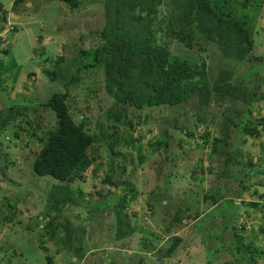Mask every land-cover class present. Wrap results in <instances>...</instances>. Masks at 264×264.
<instances>
[{
	"label": "trees",
	"instance_id": "obj_1",
	"mask_svg": "<svg viewBox=\"0 0 264 264\" xmlns=\"http://www.w3.org/2000/svg\"><path fill=\"white\" fill-rule=\"evenodd\" d=\"M24 1L27 0H13L11 5L15 9ZM59 1L69 4L72 8H79L81 3H86V0ZM100 1L104 10V23L96 33L98 38L92 45L80 50L79 56L84 55L85 61H70L76 69L69 79L62 81L61 88L42 89L41 86L40 90L48 91L44 100H25L21 103L22 98L19 100V96L12 97L15 103L0 109V134L7 133L12 124V128L16 129L13 132L16 138L21 136L19 131H22V137L28 134L36 139V150H31V155L23 154L30 174L56 180H49L50 183L53 182L52 189L56 192L51 190L42 194L44 205L37 215L39 220L45 222L41 234L47 238L44 242L40 237L38 243L45 259L48 263L52 261L51 255L47 253L46 241L49 239L54 245L61 243L62 248L73 254L76 259L83 258L84 264H94L86 263L87 257H83L84 247L76 249L71 245L75 239L64 212L67 210L71 217L78 218L79 208H86L91 201L89 197L86 200L87 195L82 192L80 183L86 180L89 172L102 171V165L107 163L103 176L104 181L109 183L107 188L110 190L112 186L122 185L125 192L111 208L112 211L108 210V215L112 212L115 217L112 243L116 249L118 245L124 247L130 240L129 236L139 230L146 242L136 247L141 252L138 262H143V255L146 253L156 252V264H176L173 261L180 260V251L183 252L189 246L194 230L203 225L210 231L211 225V229L217 230L223 237L226 236L225 233L231 234L234 264H257L260 258L264 260V249L260 244L256 245V240L264 239V221L259 225L260 234L263 236L255 232L252 239L246 234V219L251 217L248 210L243 219L239 220L243 207L264 208L258 201L248 204L242 199L245 191L264 183L259 179L260 174H253L255 169L263 167L264 158L260 157L255 161L250 151L242 154L243 146H240V141L244 142L248 137H259L264 152V114L256 116L259 111L264 110V54H254L253 39L255 11L262 0ZM17 27L15 23H11L7 10L0 2V53L9 51V47L5 46L9 42H6V39L10 35L14 37ZM4 30L7 31V38L2 35ZM204 51L208 52L209 64L203 57ZM196 55L197 58H194ZM82 69L85 72L97 70L101 73L103 93L97 96L99 101L105 99L109 102L108 108L98 113L99 121L107 114L112 123H119L118 111L127 112L130 108L140 110V113L150 108L162 113L167 109L178 110L187 106L183 117L187 125H178L176 119L172 120L177 124L172 128V132L166 128L162 129L163 136L160 140L155 139L150 144V147L163 157V163L159 165V162H155V165L164 178L171 176L176 163L186 159V145L190 146L192 135L196 130L200 132L198 135L201 142L197 141L192 146L197 150L207 148L206 154L210 158L207 160V167L198 161H191L184 168V173L194 178L198 171H212L224 177V184L217 194L218 202L215 206L210 204L211 198L197 200L191 188H166L158 194L148 192L146 204L141 205L143 208H149L150 220L155 226L148 220L142 221L141 224L133 220L124 207L139 195L136 184L130 182L131 175L138 165L135 163L138 158L131 149L124 153L117 148L119 128H104L103 124L96 128H86L87 119L81 110L76 111L70 104L69 84L81 81L78 73ZM44 76L52 83L57 79L58 73L55 69L45 70ZM28 78L29 84L35 86L30 73ZM85 86L89 92L90 83ZM24 87L30 88L28 84ZM89 102L90 98L84 100L85 105H89ZM42 112L53 113L52 128H47V123L43 124ZM72 113L78 114L77 122ZM157 115L155 112L144 117L137 114L134 122L130 119L131 115L126 122L135 128L147 119L158 121L161 116ZM107 129H113V132L106 135ZM230 134H233L231 140ZM14 136L10 135V139ZM104 136L113 142L104 140ZM184 140L189 144L184 145ZM25 144L29 145L28 141ZM136 148L141 151L140 146ZM1 154L0 169L11 170L20 167L9 153ZM213 161H216L215 170L212 169ZM240 164L248 171L240 167ZM191 168L193 169L190 170ZM1 171L0 175L3 177ZM30 188L33 191L39 189L37 184H31ZM23 193L27 195L28 191ZM256 193L262 195L255 187L251 194ZM98 194L101 195L102 192L98 191ZM30 195L33 200V193ZM206 196L208 197L204 194V197ZM238 199L242 201L240 204ZM175 200H178L180 205L175 206ZM203 202L207 211L200 214L196 209H199L200 203ZM192 207H195L194 211ZM166 208L174 213L171 216L169 213L162 214L161 211ZM3 209V206H0V218L4 215ZM181 211L182 216L178 215ZM186 217L192 219V224L189 232L181 236L176 233V229ZM102 218L99 212L97 222L93 226L102 227ZM216 220H220V223L216 224ZM144 225L147 229H142ZM156 226L160 227L161 235L155 233ZM62 228L66 231L60 236L61 240H58L56 234ZM166 235L167 247L159 252L162 250L159 241ZM116 253L114 255H118ZM3 255V258L0 256V264H9L8 261L3 262L6 257L4 253ZM133 259H136V256ZM211 259L203 260L202 264H212ZM75 262L71 261L70 264H76Z\"/></svg>",
	"mask_w": 264,
	"mask_h": 264
},
{
	"label": "rangeland",
	"instance_id": "obj_2",
	"mask_svg": "<svg viewBox=\"0 0 264 264\" xmlns=\"http://www.w3.org/2000/svg\"><path fill=\"white\" fill-rule=\"evenodd\" d=\"M12 1L0 0L3 8L7 10L11 23H15L18 26L14 32V37L12 38L10 35L6 39V42H9L5 46L9 47V51L5 54L0 53V109L15 103L12 97L19 96L17 99H23L20 100L21 103H24L25 100L31 102L44 100L47 97L48 91L44 92L40 90L41 86L42 89H46V87L50 89L59 88L62 85V81L69 79L73 72H75L76 66L70 63V61H85L84 55L79 56L80 50L96 42L98 38L96 33L104 23V10L100 0H86V3H81L79 8H72L69 4L59 0H27L19 4L15 8L16 10L11 5ZM78 1L82 2L83 0ZM255 13L254 54L258 56L264 54V0H262L261 5ZM5 35L7 34L5 33ZM203 54V57L206 58V63L209 64L208 52L204 51ZM60 58H63V60H60ZM194 58H197V55ZM54 69L58 73L57 81L53 80L52 83H49V80L47 81L44 76V71ZM28 73L34 79L35 86L29 84ZM78 74L81 77V81L69 84L70 104L73 108L77 109L76 111L81 110V113L87 119L85 127L96 128L100 124H103L104 128L116 126L119 128V138L116 143L117 148L124 153H127V150L131 149L135 151V156L138 158V161H135L138 165L131 175L130 182L136 184L139 189V195L137 199L130 200L124 207L131 214L133 220L137 221V224L148 220L152 226H155L150 220L149 208L147 206L141 207L142 204H146L148 192L158 194L165 191L166 188H191L197 200L201 201L204 198H211L210 201L212 202L210 204L215 206L218 202L217 194L224 184V177L218 176L212 171H205V173L198 171L194 178H190L187 173H184V168L191 161L193 163L198 161V163L200 162L207 167V160L210 159L206 154L207 148L205 150H197L192 146L197 141L201 142L198 135L200 132L196 130L192 135L190 146L186 145L188 150L186 159H182L179 163H176L171 176L164 178V176L159 174L160 170L155 165V162H159V165L162 164L163 157L161 158L159 153L150 147V144L155 139L156 141L160 140V137L163 136L162 129L166 128L169 132H172V128H175L177 124L187 125L183 121L187 106L185 108H178V110L167 109L162 113L159 112L160 110L151 108L140 113V110L130 108L127 112L118 111L120 115L119 123H112V120L107 118V114L99 121L98 113L108 108L109 102L105 99L99 101V97L97 96L103 93V87H101L100 83L102 79L101 73L97 70L85 72L82 69ZM86 82L91 85L89 92L85 89V84H88ZM27 84L30 86L29 89H25L24 87ZM11 90L12 93H10ZM35 92H40L41 94L36 95ZM87 98H90L89 105H85L84 103V100ZM80 100L82 101L81 103ZM151 112H155L159 117L161 116L160 119L158 121L147 119L140 125H136L135 128L126 122L131 115L130 119L134 122L137 114L144 117L148 116ZM263 114L264 110L259 111L257 115L253 113L256 116H262ZM72 115L77 122L78 114L72 113ZM218 116L220 117V115ZM88 119H91V121H88ZM174 119H176L177 124L172 121ZM42 121L43 124H48L47 128H52L54 125L53 113L42 112ZM213 129L214 126L212 125L211 130ZM7 130V133L0 134V152L9 153L10 157L20 164V167L11 170L0 169L3 175V177L0 175V206L4 208V215L0 218V256L3 258V253L6 255L3 262L8 261L9 264H70L71 261H76V264H82L83 258L76 259L73 254L66 252L65 248H62L61 243L57 246L49 239L46 241L48 247L47 253L51 255L52 261L48 263L45 259V254L38 245L40 237L44 242L47 238L41 234L42 226L45 222L41 219L39 220L37 215L44 205L42 194L51 190L56 192L52 189L53 182L56 180L51 177L42 178L34 174L32 175L26 168L23 154L31 155V150H36L38 145L36 139L28 134L22 137L24 134L22 131H19L21 136L16 138L13 133L16 129L15 127L12 128V124H10ZM109 132H113V129H107L106 135ZM10 135L16 139L14 137L10 139ZM230 135L229 139L231 140L233 134ZM103 139L113 142L107 136H104ZM126 139L129 141H126ZM186 140L189 141V139ZM15 141L16 143H14ZM27 141L29 145L25 144ZM261 142L259 137H248L246 141H240V146H243L242 154L250 151L255 161H258L260 157L264 158V152H261L263 149ZM183 143L184 145L189 144L185 140ZM139 146L141 147V151L136 148ZM1 153L0 160L2 158ZM230 156L232 157V155ZM212 164V169L215 170L216 161H213ZM96 166L99 167V164ZM240 167L248 171L241 164ZM106 169L107 163H104L102 171L98 170L97 173L89 172L86 180L80 183L82 192L87 195L86 200L89 197L91 201L86 208H79L78 218L71 217L70 212L67 210L64 212L67 224H69V228H72H70L72 237L75 239V241L71 242V245L76 249L80 247L85 248V255L83 257H87L86 263L156 264V252L146 253V255H143V262H138L141 252L136 247L146 242L145 239H142V234H139V230L129 236L130 240L124 247L120 245H118V249L114 247L112 240L114 239L115 217L112 215V212L108 215V210L114 207L115 203L119 201L125 192L122 189V185L110 187L111 191L107 188L109 183L103 179ZM253 174L254 176L260 174L259 179L264 182V165L255 169ZM49 180H53V182L50 183ZM31 184H37L38 191H33L30 188ZM255 187L262 195L258 193L251 194V191ZM25 190L28 191L27 195L23 193ZM98 191L102 192V194L99 195ZM31 193L34 195V201L30 195ZM204 194H207L208 197H204ZM242 199L248 204L251 201H258L259 204L264 206V183L261 186H252L251 189L245 191ZM241 202L238 199V203L240 204ZM32 204L34 205L30 208L29 206ZM173 204L178 206L180 202L175 200ZM171 206L173 207V205ZM167 209L162 210V214L169 213L171 216L174 212ZM263 209L243 207L240 210L243 214L239 220H242L243 216L246 215V210L251 214V217L254 216V218L250 217L246 219V234L252 239L255 232L260 234L259 225L264 221ZM194 210L195 207H192V211ZM196 210L200 214L206 212L205 203H200L199 209ZM99 212L103 216L101 220L103 226L94 227L93 225L97 222V214ZM181 213L182 211L178 215L182 216ZM6 215H8V218H6ZM218 223H220V220L216 222V224ZM191 224V218H183L181 225L176 229V233L181 236L186 235L190 230ZM210 226V231L206 230L203 225L198 230H194L190 237L191 240H189V246H185L186 249L183 252L180 251V260L175 259L173 262L176 264H202L203 260L211 259L210 257H212L214 258V260L211 259L213 261L212 264H234L235 259L233 256V241L230 238L231 234L225 233L226 236L223 237L217 230L213 231ZM145 228L147 229L146 225L142 229ZM82 230L84 233H82ZM154 230L156 234H162L160 227L156 226ZM65 231V228L60 229L59 233L56 234V238L61 240L60 236ZM154 236L156 237V235ZM260 236H263V234H260ZM154 238L152 241L155 240ZM166 239L167 235L163 239H160L159 247H162V250H159V252H162L167 247L165 245L167 243ZM258 244L264 249V239L260 241L256 240V245ZM59 248L61 250H58ZM90 250H92V253H90ZM115 252L118 255H114ZM134 256H136V259H133ZM262 257H264V254ZM257 264H264V260L260 258Z\"/></svg>",
	"mask_w": 264,
	"mask_h": 264
},
{
	"label": "built area",
	"instance_id": "obj_3",
	"mask_svg": "<svg viewBox=\"0 0 264 264\" xmlns=\"http://www.w3.org/2000/svg\"><path fill=\"white\" fill-rule=\"evenodd\" d=\"M9 28H10V26L8 27V29H9ZM8 29H6V30H8ZM6 30H4V31H3V34H2L4 38H7V37H8L7 35H5V33L7 32Z\"/></svg>",
	"mask_w": 264,
	"mask_h": 264
},
{
	"label": "clouds",
	"instance_id": "obj_4",
	"mask_svg": "<svg viewBox=\"0 0 264 264\" xmlns=\"http://www.w3.org/2000/svg\"><path fill=\"white\" fill-rule=\"evenodd\" d=\"M263 150V149H262ZM262 150H261V152H262Z\"/></svg>",
	"mask_w": 264,
	"mask_h": 264
}]
</instances>
